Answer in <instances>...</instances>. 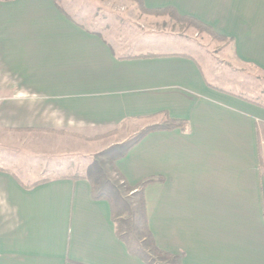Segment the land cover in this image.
Returning <instances> with one entry per match:
<instances>
[{
	"label": "crops",
	"instance_id": "0c3cea01",
	"mask_svg": "<svg viewBox=\"0 0 264 264\" xmlns=\"http://www.w3.org/2000/svg\"><path fill=\"white\" fill-rule=\"evenodd\" d=\"M92 1L99 22L120 2ZM135 1L210 26L229 39L233 60L264 73V0ZM59 3L0 0V130L50 136L34 147L74 158L77 140L83 149L123 125L166 123L106 141L116 148L94 175L72 161L22 177L16 169L34 162L0 149L12 164H0V264H151L118 224L103 183L121 200L139 196L144 230L179 264H264V103L216 86L177 48L136 42L124 54L129 41L109 40L120 29L107 36L106 20L88 26Z\"/></svg>",
	"mask_w": 264,
	"mask_h": 264
},
{
	"label": "rangeland",
	"instance_id": "374dc122",
	"mask_svg": "<svg viewBox=\"0 0 264 264\" xmlns=\"http://www.w3.org/2000/svg\"><path fill=\"white\" fill-rule=\"evenodd\" d=\"M60 2L76 20L84 22L88 26L98 27L100 26V23H103V21L106 20L107 27L104 28V33L107 36L108 31H110L111 37H115L116 35L114 34L118 33L114 32V29H120V34L109 40L115 41V44L118 46L124 45L126 40L127 42L129 41V43L125 44L123 49L120 50L124 54L133 53L135 50L134 44L136 42L142 46L148 44V48H152L150 45H152L153 42H155L153 43L155 46H171L177 48L174 50L189 53L194 56L202 65L205 76L216 86L246 96L254 101L264 103V73L252 66L240 64L233 60L230 50L227 49V42L215 38L208 32L202 30L198 31L188 21L179 23L171 18V15H169L170 13L162 15L150 14L145 12L142 9V6L135 0H129L128 2L120 0V2H117V5L116 3H113V5L109 4L103 13V16L105 17L104 20L99 22L93 15V10L96 7V4L93 3L92 0H60ZM76 3L81 4V6H79L80 12L72 11V6ZM84 9L88 11V14L85 15L83 13ZM128 29L130 31H135L132 33L133 37H123V31ZM150 29L161 30L150 32ZM186 43L190 46L198 47V49H189L188 45L183 47ZM152 50L157 49H138V52H149ZM140 123L139 126L136 125L138 126L136 129L130 130V124H128L126 127L123 125L121 129L110 131L108 133V138L102 140L100 145L98 143L93 144V140L89 138L85 139L86 146L83 149L82 147L77 148L80 143L79 140H77L76 149H74V151L71 150L74 158L67 156L71 153H67L65 155L67 157H65L63 151L59 152L57 155H51L49 149H47L49 152L46 153H43L40 149H36L34 143L46 139L49 141L51 137L36 135L33 133H13L0 130V143L5 142L4 144H6H0V149L2 150V148H6L8 155L16 157L17 160L19 157H25L27 162H34L31 165V168H29L28 165H25V168L20 169V171L16 169V173L18 175L21 174L20 176L35 171L36 169L34 166L38 167L44 163L48 166L51 165V163L56 165L58 162L61 165H64L66 163L71 164L72 161L77 167L75 170L82 171L84 166L87 171L91 172L90 174L94 175L96 173L95 171L99 170L98 167L101 164V159L116 148L103 145L106 141L111 142L120 138H127V142H130L137 136L134 130H139L140 127L147 129L153 126H160L166 122L160 117V119H149ZM29 142H33L31 146H29ZM18 143L20 144L18 145ZM23 143H26L27 145ZM0 164L6 165L9 168L11 167L10 165H12H9L6 161H0ZM93 181L101 182L97 180L96 177ZM116 182L121 190L122 185L119 181ZM116 182H112V185ZM102 185V189L107 190L114 201L115 205H113V207L116 210L115 216L119 219L117 221L118 224H120V227L124 229V232L126 231V237H128L129 241H132L131 243L138 247L140 251L148 253L150 255L149 259L151 257L154 258L155 255L153 256V253L150 250V245L143 225L146 211L144 210L143 205L136 204L137 197L139 196L136 194V196L133 197V202V200L130 199V196H127V192H122L123 198L121 200V198H118L115 195V191L111 186L107 183H103Z\"/></svg>",
	"mask_w": 264,
	"mask_h": 264
},
{
	"label": "trees",
	"instance_id": "16d2710c",
	"mask_svg": "<svg viewBox=\"0 0 264 264\" xmlns=\"http://www.w3.org/2000/svg\"><path fill=\"white\" fill-rule=\"evenodd\" d=\"M56 1V3H58V7L60 9H62L61 5H60V0H54ZM138 1V0H137ZM142 9L150 14H165V13H170L169 15H171L172 19H175L177 22L179 23H184L185 21L191 23L192 26H194L198 31L202 30L205 32L210 33L211 35H213L215 38L219 39V40H223L225 42H229V39H227L226 37L216 33L210 26L192 18V17H187V16H183V15H179L174 8L172 7H164V8H160V9H146L144 7H142ZM170 122L172 124H176L177 126H183V122L182 121H175V120H170ZM151 180V179H150ZM149 180L143 181L140 185H139V189L141 190L146 183ZM145 210V209H144ZM146 216V214H145ZM146 224H144V229H145ZM149 245H150V250L153 253V256L155 255L154 258L150 259L151 264H179L177 262V257L173 254L167 253L162 251L161 249H159L154 241L152 240V236L151 234L145 230ZM156 258V259H155Z\"/></svg>",
	"mask_w": 264,
	"mask_h": 264
}]
</instances>
